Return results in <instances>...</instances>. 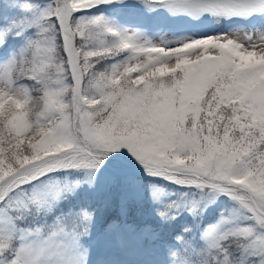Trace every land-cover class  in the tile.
Returning a JSON list of instances; mask_svg holds the SVG:
<instances>
[{
  "label": "trees",
  "instance_id": "obj_1",
  "mask_svg": "<svg viewBox=\"0 0 264 264\" xmlns=\"http://www.w3.org/2000/svg\"><path fill=\"white\" fill-rule=\"evenodd\" d=\"M26 3L34 5L31 11L24 10ZM53 5L54 0H0V29L12 21L27 20V30L23 34L16 35L14 31L0 45V55L5 57L2 66L6 67L14 57L22 56L30 39L39 38L40 25L37 21ZM180 11L161 0H156L152 6L144 0H112L75 12L74 19L101 17L103 24L114 29L109 32L101 25L85 32L81 38L73 27L76 37L74 47L82 71L80 108L84 102L89 107L80 111L78 123L74 125L73 82L63 37L61 32H57L54 50L36 51L30 63L24 66L23 75L19 71L15 74V87L25 89L26 98L6 100L0 96V170L4 166V155L17 167L36 165V170L46 168L57 160L53 158L71 155L73 149L59 143L51 134L52 129L67 122L71 126L70 135L82 144L83 129L111 115V109L95 115L97 108L103 107L105 99L99 93L110 83L132 81L137 88H147L150 93L159 96L177 85L186 69L205 60L221 59L224 53L230 54L237 70L259 69L258 80L249 84L250 89L264 82V54H250L216 36L206 39L198 37L194 31L192 39L172 51L143 40L151 33H161L164 27H170L175 21L182 23L183 30L190 31L186 28L189 23L198 31L206 32L219 26L226 27L228 20L239 18L242 23L226 30L231 31V37L244 42L243 35L239 34L252 30L243 21L250 15L251 21L255 22L263 12L248 15L220 13L227 18L216 23L210 11L197 14L184 12L186 15L182 18L179 17ZM52 20L58 27V19L52 17ZM140 30L146 33L138 35ZM123 36L131 38L127 42L128 47L118 48ZM139 40H143L144 45ZM210 49L218 50L221 55L206 54L189 60L192 52L208 53ZM87 52L94 55L86 57ZM166 56L176 58L174 60L179 66L174 70L164 68L161 60ZM31 69H35L33 74L36 79L23 78L29 75ZM140 74L141 78L138 77ZM4 78L10 84L7 71ZM63 87L66 89L59 93L58 98L65 105L52 108L48 103L50 95ZM212 87L213 84L204 85L202 89L175 97L172 108L177 118L188 124L208 123L201 121V116H211L212 105L206 106V100ZM10 101L12 104L23 102L24 106L5 113V105ZM229 102L238 108V118L234 123L245 132L246 139L242 145L225 147L243 151L264 136V90L254 100L229 97ZM113 122L118 128L123 127L126 133L138 131L132 118L121 117ZM208 132L216 134L211 124ZM222 140V135H218V143ZM9 144L14 147L3 153L2 149ZM12 151L23 157L19 163L12 156ZM104 163L107 166L101 165L96 169H53L0 200V245L8 242L9 232L12 235V247L4 258L11 259L24 246L31 250L30 258L34 264H68L69 260L72 264H226L221 247L224 245L230 249L231 259L227 264H251L260 259L254 250L240 247L232 238L223 239L224 232L229 229L255 223L249 219L248 211L228 194L217 192L212 187L150 177L138 171L118 173L126 164L141 166L148 171L126 147L109 152ZM215 182L244 187L249 184L247 176L239 180L217 176ZM44 183L57 184L41 191L40 186ZM23 194L35 198L27 207ZM239 194L248 197L246 191ZM84 210L91 213L87 231L81 226ZM255 227L259 232L260 226Z\"/></svg>",
  "mask_w": 264,
  "mask_h": 264
},
{
  "label": "snow or ice",
  "instance_id": "obj_2",
  "mask_svg": "<svg viewBox=\"0 0 264 264\" xmlns=\"http://www.w3.org/2000/svg\"><path fill=\"white\" fill-rule=\"evenodd\" d=\"M101 2L110 3L112 0H54V5L47 9L44 16L37 21L40 25L39 38L30 39L24 54L18 58L14 57L3 70L8 72L12 87L17 84L15 74L19 71L23 75L24 66L30 63V58L36 51L54 50L57 32H62L63 46L70 63L71 54L68 46L70 41L74 45L76 38L73 35V27L81 38L85 32L101 25L107 27V31L113 32V28L103 24L101 17L74 19L75 12L92 8ZM161 2L181 11H211L228 15L264 12V0H161ZM144 3L152 6L156 0H144ZM33 7L34 5L30 3L23 5L25 11H31ZM52 17L58 19L59 27ZM74 20L75 25H73ZM26 23V19L12 21L7 27L0 29V45L5 43L14 31L16 35L23 34L27 30ZM52 32L56 35L50 36L49 33ZM215 38L227 40L245 52L264 54V32H260L259 35H249L245 42L228 34L217 35ZM130 39L123 36L117 47L127 48V42ZM206 54L221 55L218 50L210 49L208 53H194L191 58L195 60ZM93 55L92 52L85 53L86 57ZM113 67L115 68L116 65ZM34 71L35 69H31L29 75H24L23 78L35 80ZM258 72L259 69L256 68L237 70L231 61L230 54L224 53L221 59L205 60L196 64L195 67L186 69L179 78L178 84L159 96L150 93L147 88H137L132 81H124L122 84L110 83L109 87L99 93L105 99L102 102L103 107L97 108L95 115L108 109H111V115L101 122L86 126L83 129L82 144L70 135L71 126L67 122L52 129L51 134L59 143L73 149L71 156L53 158L59 160L55 166L39 170H36V165L17 167L10 162L7 155L3 156L4 166L0 170V200L14 189L52 169L99 168L109 152L126 147L152 174L166 176L180 184L210 185L217 192L228 194L238 201L241 208L246 209L250 214L249 219L255 223L229 229L224 232L223 239L232 238L240 247L254 250L260 259L252 261L251 264H264V136L245 147L243 151L225 147L245 143V132L234 123L238 118V108L229 102V97L254 100L256 95L264 90V82L255 89L249 88L251 82L258 80ZM135 75L133 73V77ZM72 80L75 84L80 83V78L76 76L75 71H73ZM208 84H213L206 100V106L212 105L211 116H201V121L208 123L181 122L172 108L173 99L181 94L191 93L197 88L202 89ZM0 96L6 100L10 98L18 100V93L13 92L10 87H0ZM23 106V102L12 104L10 101L5 105L4 111L10 113L16 107ZM88 107V103L84 102L80 111H86ZM121 117L134 119L138 131L134 134L126 133L123 127L118 128L113 121ZM213 120L214 124H212ZM210 124L215 128L216 134L208 132ZM238 132L240 135H237ZM218 135H222V142L218 143ZM13 147L9 144L2 149V152L7 153ZM12 156L17 158V163L23 159L16 151H12ZM217 176H224L230 180H239L247 176L249 184L247 187L233 184L230 188H224L222 184L215 182ZM245 191L250 193L248 197L239 194ZM23 197L26 207L35 199L28 197L27 194H23ZM90 219L91 213L84 210L81 219L84 231H87V222ZM255 225L260 226L259 232ZM11 241L12 235L9 232L8 242L0 245V264H34L33 259L30 258L31 250L25 249L24 246H21L11 259H5L4 257L8 255L12 247ZM221 247H223V258L227 264L231 259L230 249L224 245ZM68 264H72L71 260Z\"/></svg>",
  "mask_w": 264,
  "mask_h": 264
},
{
  "label": "rangeland",
  "instance_id": "obj_3",
  "mask_svg": "<svg viewBox=\"0 0 264 264\" xmlns=\"http://www.w3.org/2000/svg\"><path fill=\"white\" fill-rule=\"evenodd\" d=\"M184 12L195 13V14L198 13V12H194V11H180V16H179L180 18L185 17L186 14H184ZM211 13H212L216 23H221L222 20L227 18L225 16L223 17V16L220 15V13L222 14V12H211ZM245 24H247L250 28H254V27H251L249 25V21L248 20L245 21ZM219 27L216 28L214 31L213 30L212 31L208 30L206 32H201V31H198L196 28H194L193 25L187 23L186 24V28L190 29V31H189L187 29L183 30L182 23L180 24L179 22L175 21V22L172 23V25L170 27H168V26L164 27V30L161 33H158V34L157 33H154V34L152 33L151 37L149 36L147 38H144L143 40H147L148 44H150V42H154L156 44H160L163 48H165V50L172 51L174 49H178L183 44H185L186 43V41H185L186 39L193 38L195 32H196V34H198V37H207L206 39H209V38H211L213 36H217V35H221V34H228L229 36L232 35L231 31L226 30V29H224L222 27H220V28ZM260 32H264V16H263V19L258 23V25L256 24L255 28L252 31H247L246 30V32H242L239 35H243V40L245 42L249 35H259ZM139 33L140 34H138V35H142L144 32H139ZM143 40L142 41L139 40V41L142 43ZM68 49L70 50V54H71V52H72V50H71V41L69 43ZM249 53L251 54V52H249ZM192 55H193V52L188 56L189 60H192V58H191ZM174 59H176V58H174V57L170 58L169 56H166V58H163L161 60V62H162L161 64L164 65L163 67L166 68L167 70H171V69L174 70V68L179 66L178 62H175ZM4 66H2L0 64V87H10V88H12L13 92H17L18 93V100L25 99L26 98L25 89H18L17 87L13 88L5 80L4 73H6V71H3L5 69ZM138 77L141 78L142 75L140 74V76H138ZM81 86H82V84H81ZM65 89H66V87H63L62 89H60L58 91L55 90L54 93L50 95V99L48 100V103L51 104L52 108L55 107V105H57V106L65 105L63 103L64 101H62V100H60L58 98L59 93L65 91ZM80 93H81V91H80ZM72 99H73L72 100L73 101V104H72V106H73V123L75 125L76 122H77V117L80 114V102H81V100H80V98L73 97V92H72ZM81 99H82V97H81ZM71 155H68V156H71ZM58 162H59V160L57 159L54 162L50 163L49 166H55ZM103 165L107 166L106 163H103ZM115 167H117V166H115ZM126 167H122L120 170H123ZM56 184L57 183H54V184L44 183L43 185L40 186V190L44 191L48 187L55 186Z\"/></svg>",
  "mask_w": 264,
  "mask_h": 264
},
{
  "label": "water",
  "instance_id": "obj_4",
  "mask_svg": "<svg viewBox=\"0 0 264 264\" xmlns=\"http://www.w3.org/2000/svg\"><path fill=\"white\" fill-rule=\"evenodd\" d=\"M71 50H72L71 63H70V60H69V57H68V62H69L70 70H71V76L73 77V71H75L76 76L80 78V83L79 84L73 83L74 84L73 85V97L80 98V96H81V93H80V91H81V74H80V69H79V66H78L77 60H76V53H75V50H74V45L72 43H71ZM128 169L129 170H137L139 172L146 173V172H144V170H142V168L128 167ZM146 175L157 177L156 175H152V174H149V173H146ZM166 178L168 179V177H166ZM216 183L222 184L224 188H230V186H228V185H226L224 183H220V182H216ZM201 186L211 187L210 185H201ZM249 195H250V193H248V196Z\"/></svg>",
  "mask_w": 264,
  "mask_h": 264
}]
</instances>
